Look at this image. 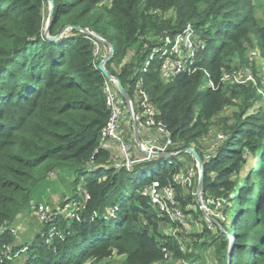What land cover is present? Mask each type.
<instances>
[{"label": "trees", "instance_id": "1", "mask_svg": "<svg viewBox=\"0 0 264 264\" xmlns=\"http://www.w3.org/2000/svg\"><path fill=\"white\" fill-rule=\"evenodd\" d=\"M187 26L199 40L196 69L164 77L161 58L150 53ZM89 33L111 46L103 67L136 116L142 90L170 135L167 150L198 155L202 197L225 200L230 238L214 222L187 240L161 232L178 223L141 193L152 180L170 184L175 205L191 212L185 207L195 204L198 180L186 186L173 175L195 169L192 154L179 153L191 167L178 155L114 166L100 133L110 115L103 87L117 90L116 81L98 69L109 47ZM250 49L264 67V24L253 0H0V264H19L20 256L22 264H209L198 251L207 248L214 264H264V107L252 85L220 82L235 59L248 65ZM206 73L215 88L201 87ZM233 105L223 138L206 153L201 140L211 121ZM122 135L132 134L122 127ZM59 170L73 172L63 203L72 215L48 211L32 238L17 239L13 226L32 208L35 186Z\"/></svg>", "mask_w": 264, "mask_h": 264}, {"label": "built area", "instance_id": "2", "mask_svg": "<svg viewBox=\"0 0 264 264\" xmlns=\"http://www.w3.org/2000/svg\"><path fill=\"white\" fill-rule=\"evenodd\" d=\"M201 47L203 46L201 45ZM198 48V36L191 26H187L183 31L174 36H165L161 45L153 49L150 53L149 59H152L155 56L161 58V70L164 77L180 72L191 73L196 69L192 66ZM97 52L98 49L96 48L95 53ZM258 58L261 59L259 52L256 49H250L246 54L248 65H240L235 59L234 63L228 70L222 71L220 82L221 84L228 86L252 85L255 87L256 93L260 97L261 105L264 107V88L262 87L261 82L257 81V76H255L253 67V65H255L256 69L258 66ZM261 65L263 66L262 59ZM262 69L263 73L259 74L258 70L257 75L264 79V67ZM207 76L208 74L206 73L207 84L204 85V82L201 87L208 86L215 88L214 83L209 80ZM103 90L110 115L106 125L101 130L100 140L106 147L108 141L115 143L116 151L119 153L120 158L114 160V152L110 150L113 155L112 163L114 166L131 169L132 166L143 161L159 158L155 153H159L161 155L160 157L165 158V161L171 163L173 161L170 159L171 156H165V154L175 153L167 150L169 145L172 144V140L169 133L162 127L161 123L155 119L158 112L149 102L148 96L142 90H139V94L141 95V113L136 116L133 108L140 138V142L137 143L133 124L132 127H126L129 128V130L131 128V139L125 140L122 135V115L124 110L123 106L125 108V104L118 90L112 89L108 82H105ZM143 129L146 131V134H141V130ZM151 130L155 131L152 133H155L156 135H151ZM218 137L219 139H222L223 135L219 134ZM215 143H217V141H215ZM199 174L197 173L196 167L195 169H180L173 175V181L177 184L191 186L194 176H199ZM141 193L150 198L152 206L157 209V211L166 214L170 220L178 223L176 229H183L179 226V223L181 224L184 214L175 205V195L172 185H160L158 180H152L149 185L142 188ZM219 202V199L217 201L214 200V204L217 203L219 205ZM40 209L42 208L40 207Z\"/></svg>", "mask_w": 264, "mask_h": 264}, {"label": "rangeland", "instance_id": "3", "mask_svg": "<svg viewBox=\"0 0 264 264\" xmlns=\"http://www.w3.org/2000/svg\"><path fill=\"white\" fill-rule=\"evenodd\" d=\"M254 2V12L255 17L257 21L260 24H264V0H253ZM47 23V20L44 24ZM45 29V25H44ZM131 54H127L124 60L130 59ZM102 58V56H101ZM100 58V61L102 60ZM99 61V62H100ZM258 66L256 67V70L259 74L263 73V66L261 65V59L258 58ZM262 87L264 88V79L260 78ZM207 84V81H205L204 85ZM235 103H238V100L236 99ZM123 115L122 118L126 121H122L123 127L130 132L131 127L128 123V117L130 116V113L127 111V107L123 106ZM236 109V107L229 106L226 107L219 115H217L210 123L209 132L204 135V139L201 140L202 144L207 147L205 150L206 153L211 154V152L216 148L215 141H219V134H222L225 126V120L228 116H230L231 112ZM133 124V123H132ZM131 139V137H130ZM177 159L179 161H183L187 166H193V164L188 160L187 158H183L182 154H177ZM114 160H118L120 158L119 153L115 150L114 151ZM158 160V159H155ZM155 162V161H153ZM190 166V167H191ZM195 166L197 169V173L199 174L201 172V169L199 167V164L195 161ZM151 175V170L148 171ZM73 178V172H66L63 170L55 171L53 174H50V176H47L46 178L42 179L34 188L32 195H31V203L33 204L31 209H26L22 215L17 219L15 225L13 226V232L15 235H17V239L24 240V239H30L32 238L40 229V220L43 218H46V212L48 211H56L60 212L63 215L71 216L72 214L67 213V208L63 205V203L66 201L67 197L71 193H73V185L71 183ZM198 180V176L195 175L193 178L192 184H194V181ZM188 189L185 188V191ZM194 196L193 201H195V204H190V206H187L185 208L191 209V212L185 213L182 217L181 224L183 225V229H176V227L171 225H164L161 227L160 231L165 233H171L180 236L181 238H184L185 240L188 239V236L190 233H196L201 231L203 226L205 224H210L211 222H214L218 228L225 233L226 237L230 238V234L225 230L223 223H228L230 220V212L224 213V205L226 204L224 199H219V205L217 203L214 204V200L217 201L218 199H203L202 192H199L197 190H194L193 194ZM38 205V206H37ZM62 205L64 206L63 208ZM40 207L42 209H40ZM44 208V210H43ZM46 211V212H45ZM43 217V218H42ZM189 241V240H188ZM203 257H205L209 264H214V255L213 250L210 248L198 250ZM118 262L121 261V257L117 258ZM19 264H22L21 256L18 260Z\"/></svg>", "mask_w": 264, "mask_h": 264}, {"label": "water", "instance_id": "4", "mask_svg": "<svg viewBox=\"0 0 264 264\" xmlns=\"http://www.w3.org/2000/svg\"><path fill=\"white\" fill-rule=\"evenodd\" d=\"M53 12V3L50 2V10H49V16H48V19H47V23L45 24V29H44V34L47 38H51L47 35V28H48V23H49V19H50V16ZM75 29L79 30V31H83L85 32V30L79 28V27H75ZM89 35H91L94 39H96L97 41L99 42H102L104 44H106L108 47H109V53L108 55L103 58L99 64H98V69H100L104 75L109 78V79H114L116 81V88L120 94V96L122 97L123 101H124V104L125 106L127 107V110L128 112L130 113V117L132 119V122H133V129H134V134H135V139H136V142L139 143L140 142V138H139V132H138V126H137V123H136V120H135V117H134V113H133V104H132V101L128 95V93L125 91L124 87L120 84L119 81L116 80V78L112 77V75L110 73H108L104 67H103V64L104 62L110 57L111 55V46L109 45V43L105 40H103L102 38L98 37V36H95L91 33H89ZM180 152H188L190 154L193 155L195 161L199 164V167L201 168V162H200V159L198 157V155L194 152V150L192 148H186V149H183L182 151ZM179 151L178 152H175V153H166L165 156H177V154L180 153ZM157 157H160L161 155L159 153H155ZM201 185H202V180H201V173L199 174L198 176V184H197V190L199 192H201Z\"/></svg>", "mask_w": 264, "mask_h": 264}, {"label": "crops", "instance_id": "5", "mask_svg": "<svg viewBox=\"0 0 264 264\" xmlns=\"http://www.w3.org/2000/svg\"><path fill=\"white\" fill-rule=\"evenodd\" d=\"M128 112V111H127ZM126 121L125 119H123L122 118V121ZM128 123H129V125L132 127V120H131V117L129 116L128 117ZM122 127H123V124H122ZM125 128V127H124ZM151 133V135H156L155 133H152V132H155V131H153V130H151L150 131ZM141 134H146V131L143 129V130H141ZM161 137V136H160ZM107 147L111 150V151H115L116 150V145H115V143L114 142H112V141H108V143H107ZM133 152V151H132ZM135 152V151H134ZM136 153H137V151H136Z\"/></svg>", "mask_w": 264, "mask_h": 264}]
</instances>
